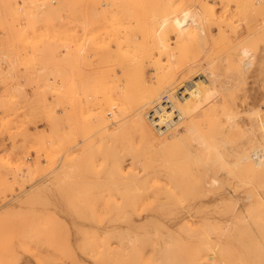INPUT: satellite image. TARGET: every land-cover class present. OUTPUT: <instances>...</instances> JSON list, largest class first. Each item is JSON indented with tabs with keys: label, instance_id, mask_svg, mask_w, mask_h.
I'll return each mask as SVG.
<instances>
[{
	"label": "rangeland",
	"instance_id": "rangeland-1",
	"mask_svg": "<svg viewBox=\"0 0 264 264\" xmlns=\"http://www.w3.org/2000/svg\"><path fill=\"white\" fill-rule=\"evenodd\" d=\"M200 67L231 76L222 101H206L221 160L94 132L97 110L117 111L108 99L126 109L150 83ZM262 92L264 0H0V264H197L205 236L232 228L237 206L212 199L238 186L221 163ZM206 172L221 174L216 188ZM255 179L238 187L244 206L264 192ZM235 245L227 264L259 263Z\"/></svg>",
	"mask_w": 264,
	"mask_h": 264
},
{
	"label": "bare ground",
	"instance_id": "bare-ground-1",
	"mask_svg": "<svg viewBox=\"0 0 264 264\" xmlns=\"http://www.w3.org/2000/svg\"><path fill=\"white\" fill-rule=\"evenodd\" d=\"M175 78L159 80L155 85L150 83L136 99L125 100L127 102L126 109H123L120 101L108 99L107 105L110 110L111 107L116 106L117 111L111 110L108 112L110 113V117H108L102 108L97 110L98 112L96 111L92 118L94 119V132L100 131L103 138L105 134L115 137L123 136L126 131H130L139 137L144 148H149L156 153L166 151L176 145H182L189 152V156L193 155L196 159L197 157L199 159L200 154H203L202 156L206 160H210V158L221 160L222 151L220 153L218 143L223 141L221 139L222 123L216 119L215 114L207 112L210 105L206 101L210 96H214V102H221L222 97L217 89H229L231 76L224 80L218 72L210 70L208 67H202L181 77L178 81L176 80L177 82ZM261 96L260 104H250L244 110L243 121L247 125V130L239 147L232 151L235 159L231 162L223 159L221 163L225 169L222 172L235 179L238 186H234V184L212 199L215 204L230 197L229 204L226 206H233V208L237 206L234 214L227 218L232 222V228L228 231L226 227L228 223H226L221 228L219 237L205 236L207 238L204 243L208 251L205 257L203 254L199 258L196 256L197 264H227L232 260L235 261L229 258V249L235 244L247 245V248L244 247L245 251L249 248L250 250L247 251L252 252L250 254L254 256V260L256 259L258 264H264V192L255 189L254 193H248V196L251 195V201L245 206L244 204L248 201H246V196L237 192L240 185L254 182L256 181L254 178L264 175V127L260 123L261 110L264 108L260 105H264V92ZM220 113L226 122H232L233 117L235 118V113L230 111L225 110ZM210 163L212 164V162ZM213 163L215 164V162ZM119 167L121 168V165ZM216 173L205 174L208 190L216 188L220 182L221 174L217 175L218 173ZM68 175L71 179L67 178V180L74 181L72 174L68 173ZM166 195L157 198L173 199V202H180L179 196L172 198ZM189 226L181 224L180 229H190L191 226ZM244 238H248L249 241L244 242ZM243 246L240 245V247Z\"/></svg>",
	"mask_w": 264,
	"mask_h": 264
},
{
	"label": "built area",
	"instance_id": "built-area-1",
	"mask_svg": "<svg viewBox=\"0 0 264 264\" xmlns=\"http://www.w3.org/2000/svg\"><path fill=\"white\" fill-rule=\"evenodd\" d=\"M260 123H261L262 127H264V108H262V110H261Z\"/></svg>",
	"mask_w": 264,
	"mask_h": 264
}]
</instances>
